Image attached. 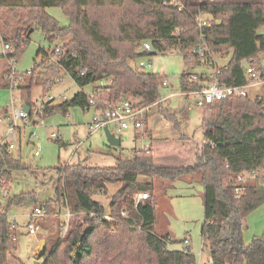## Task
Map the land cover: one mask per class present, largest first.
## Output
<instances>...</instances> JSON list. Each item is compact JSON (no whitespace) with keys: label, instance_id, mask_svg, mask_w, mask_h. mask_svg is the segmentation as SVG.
<instances>
[{"label":"trees","instance_id":"trees-1","mask_svg":"<svg viewBox=\"0 0 264 264\" xmlns=\"http://www.w3.org/2000/svg\"><path fill=\"white\" fill-rule=\"evenodd\" d=\"M170 1L0 0V35L14 47L13 53H0V89L9 88L7 62L17 60L34 26L41 28L49 44L64 42L60 43L58 65L48 58L50 48H39L31 68L33 74L18 86L28 119L64 115L71 107L88 108V95L82 91L88 85H92L90 92L103 90L95 100L96 108L104 109L127 95L137 99L139 106L158 102L164 74L145 71L132 62L138 56L176 48L187 65H198L202 60L192 54V49L199 33L211 54L230 53L226 64L216 71L219 83L248 85L241 63L258 64V53L264 51V35L257 32L264 25V0H185L178 5ZM51 6L62 9L69 17L68 25L60 26L47 14L46 8ZM198 12L213 19L201 30L194 23ZM144 42L151 45L152 52L141 51ZM37 68L43 75L39 83L34 82ZM55 68L67 72L81 89L60 103L41 101L37 106L30 93L40 86L43 96L55 83ZM185 78L182 72L181 91L202 89L201 81L207 80L199 75V82L188 84ZM103 80L109 83L97 85ZM208 109L202 125L203 142L190 166L156 165L151 149L136 150L132 158L119 160L112 167L79 163L56 166L54 196L41 206L48 214L52 203L59 204L65 196L71 219L66 233L58 235L50 250L43 249L36 264H197L189 247L172 248L175 241L169 234L155 233L154 195L158 184L195 174L203 186L202 249L207 250L212 264H264V238L254 237L247 245L242 237L245 216L264 202V183L257 179L246 182L238 197L232 184L242 172L264 170V97L250 100L233 95L213 102ZM158 112L179 129L175 114L162 107ZM14 170L29 171V167L14 157L7 145L0 147V181L9 182ZM113 183H119V187L108 198L106 212L93 195L106 193L107 184ZM140 191L148 192V197L135 208L132 195ZM33 193L7 194L5 205L0 203V264H7L16 249V227L9 221L8 212L26 198L34 199ZM105 214L111 222L104 219Z\"/></svg>","mask_w":264,"mask_h":264},{"label":"rangeland","instance_id":"rangeland-1","mask_svg":"<svg viewBox=\"0 0 264 264\" xmlns=\"http://www.w3.org/2000/svg\"><path fill=\"white\" fill-rule=\"evenodd\" d=\"M185 0H177L179 4ZM189 2H198L199 0H188ZM210 2V0H208ZM236 1H253V0H213V2H236ZM48 15L52 16L60 26H66L69 23L62 9L57 6L46 8ZM264 35V25H261L257 31ZM56 45L49 44L45 40L41 28L34 26L29 34V40L22 48V52L15 63V71L18 76L22 77L19 86L24 85L23 79L27 75L26 71L31 70L36 52L39 48L52 49L60 48V43ZM53 45V46H52ZM61 50V49H60ZM4 49L0 41V53ZM63 51V50H62ZM57 56V54H55ZM216 55L213 59L218 67H222L229 59L228 55ZM224 56V57H223ZM139 61L150 63L149 67H143L145 71L157 72L164 74L165 81L168 86H159L160 96L166 97L162 99L161 107L169 113H173L179 123V129L164 119L158 112L159 105L157 103L148 107L145 113V120L138 129L129 127L127 129L117 131L115 127L109 126L116 137L120 138V145H110L106 139L103 129H99L90 135L87 131V123L90 122L93 110L89 108L84 111L80 107H71L66 114L54 113L43 120L36 115L28 119L26 122L18 120L15 124L12 122L14 109L22 105V98L14 100L11 103L10 96L13 93H20L18 89L1 88L0 89V108H6L7 114L0 116V146L11 143L13 148L9 150L14 157H19L28 167V170H14L11 172L9 182H5L9 189V196L19 193L34 192V199L26 198L22 203L13 205L8 212V219L18 225L16 237L18 242V262L20 264H36L38 261L31 256L34 247L40 245L36 236L26 234V224L29 222L28 214L33 211L34 206H43L44 202L50 200L54 196L53 183L57 178L56 166L66 164H81L85 166L112 167L119 160H126L133 157L134 151L150 148L154 153V163L160 166H190L194 163L196 146L194 142L202 144L204 127L202 126L203 118H208L210 110L208 108H198L193 104L196 97L185 98L180 93V75L187 70L188 66L182 57L179 49H167L164 52H154L152 55H142L136 58L133 64ZM258 64L252 65L259 70L261 67L264 72V51L258 53ZM1 64V63H0ZM9 63L7 62V65ZM242 67L245 69L247 62L243 61ZM258 65L260 67H258ZM206 67L205 71L212 72L213 67ZM2 69V67L0 66ZM56 69V68H55ZM187 71L202 72L201 65H192ZM260 71V70H259ZM261 72V71H260ZM262 73L264 77V73ZM26 74V75H25ZM56 78L61 77V81H56L42 96L40 86H35L31 91L30 97L38 106L41 101H47L49 97L54 98V103L61 97L70 98L79 88L73 80L66 75L64 70L56 69L53 73ZM41 70L37 68L34 71V82L39 83L42 80ZM55 78V79H56ZM109 83L103 80L97 85L103 86ZM92 85L84 86L82 91L90 93ZM18 91V92H17ZM247 97L250 100L264 97V84L259 82L248 86L246 89ZM103 94V90H99ZM174 95L168 97L170 93ZM21 95V93H20ZM126 97L132 98L127 95ZM134 101L137 99L132 98ZM40 114V113H39ZM35 121L37 125H35ZM19 128H21L19 130ZM13 133V137H9V133ZM34 133V135H31ZM56 133L62 140L53 141L50 134ZM184 134L186 138L181 139ZM36 136V137H35ZM78 146L76 147L77 143ZM34 143L40 144L39 155H34ZM60 143V144H58ZM75 152L72 154L74 149ZM71 155L70 160H68ZM256 179L264 183V170L258 172ZM144 180V178H141ZM149 180V179H145ZM255 180V179H254ZM160 183V181L154 180ZM119 183L107 184L106 193L100 192L93 195V199L98 201L108 211V198L118 189ZM154 195L157 197L156 207V225L155 233L164 235L167 231L170 234L174 244L171 245L175 249H183V240L185 236L189 239L191 252L195 255L196 262H200L208 257V252L202 249V239L200 229L203 223V186L198 174L189 177H183L171 182H163L154 189ZM1 196L0 203L5 205L6 199ZM57 205L52 203L51 208ZM45 210V209H44ZM46 214V211H45ZM34 219L38 225V234L44 233L45 229L51 228L50 223L43 222L44 216ZM33 222V219H31ZM244 228H242V237L247 245L254 237L264 238V202L256 209L249 212L244 218ZM53 240L56 241V237ZM187 239V238H186ZM46 249V248H45ZM49 250V247H47ZM13 262V257H8Z\"/></svg>","mask_w":264,"mask_h":264},{"label":"built area","instance_id":"built-area-1","mask_svg":"<svg viewBox=\"0 0 264 264\" xmlns=\"http://www.w3.org/2000/svg\"><path fill=\"white\" fill-rule=\"evenodd\" d=\"M213 1V0H210ZM170 3L173 4H179L177 0H171ZM212 17L209 14H206L204 12H198L194 16V23L196 27L201 30L204 26H208L212 22ZM218 22V21H216ZM0 41L2 43L3 52H9L13 53L14 52V47L11 45L10 42L4 41L2 36L0 35ZM141 51L145 53H150L152 52L151 45L148 42H144L141 46ZM57 54V56H55ZM62 52L60 48L55 47L47 51V55L49 60L58 65V59L60 58ZM192 54L199 58L200 60H206L211 53L209 52L207 45L203 39V34L199 33L195 46L192 49ZM8 66L10 68L9 73L7 74V77L9 79V88L12 90L13 88L18 89V86L20 84V81L22 80L21 76H18V74L15 71V60H9L8 61ZM139 67H149L150 63H145L143 61L138 62ZM65 72V71H64ZM66 75H68L67 72H65ZM26 74L29 75L31 74V70L26 71ZM25 74V75H26ZM216 72L213 73L212 75L209 76V80L207 84L199 90H194V91H182L184 94H196L198 95V100L195 102V106L198 108H208L210 104L217 100L224 99L229 96H246V88L247 86L251 84H256L259 82H264V77L262 73L256 69L253 65H247L245 68V74L246 78L249 81L248 85H234V86H225L219 83L218 79L215 76ZM69 76V75H68ZM199 75L196 73H187L186 74V82L188 84H192L198 81ZM56 81H61V77L56 78ZM162 85H166V81L164 80L162 82ZM20 91V90H18ZM17 91V92H18ZM88 95V104L89 107L83 109L84 111H88L89 108H92L93 113L90 119V122L87 123L89 134L107 127L108 124H113L115 129L117 131H121L124 129H127L129 127H133L135 129H138L142 126V123L144 122L145 118V113L146 110L148 109L149 106H139L136 101H134L132 98L129 97H124L122 100L117 101L115 104L108 105L106 108H96L95 106V100L100 96V92L97 91H92ZM21 95L20 93H16L15 96L13 93L10 96L11 102L13 103L14 100L20 99ZM67 98L61 97L59 101L56 103H60L64 101ZM21 100V99H20ZM47 101H53L54 103V98L49 97ZM39 113H41V109L38 110ZM18 120H23L26 122L28 120V110L23 108V104L18 106L17 108L14 109L13 113V118L12 122L15 124ZM43 120V119H41ZM35 125H37V122L35 121ZM31 135H34L32 133ZM9 137H13V133H9ZM36 137V136H35ZM50 139L53 141H61L62 137L57 135L56 133H51L50 134ZM8 151L13 148V145L11 143L6 144ZM40 144L39 143H34V155L37 156L39 155L40 152ZM258 173L257 171H245L236 176L232 180V184L234 185V196L238 197L240 196L243 186L246 182L253 181L256 179ZM0 189H1V194L3 197H5L9 190L5 185L4 180L0 181ZM148 197V192H135L132 195V202L135 208L143 202V200L147 199ZM59 207L61 209V212L59 213V224L57 226V229L59 231V234L63 236L68 228V224L71 219V213L69 210L68 202L65 196H63L59 202ZM45 214V210L42 206H36L33 208V211L31 212V218H35L36 216H43ZM104 219L106 221L111 222V218L105 214ZM115 227L111 230V234L114 233ZM28 232L30 234L35 233V226L30 223L28 226ZM183 245L185 247H188L189 245V240L184 239L183 240ZM197 264H201L198 262ZM204 264H212L211 258L207 257L206 262Z\"/></svg>","mask_w":264,"mask_h":264},{"label":"crops","instance_id":"crops-1","mask_svg":"<svg viewBox=\"0 0 264 264\" xmlns=\"http://www.w3.org/2000/svg\"><path fill=\"white\" fill-rule=\"evenodd\" d=\"M216 55H219V57L220 58H222L221 56H220V54H211L208 58H209V61H201L198 65H201V66H203V68H204V71H202V72H191V71H187L192 65H188V66H190V67H188V69L187 70H185V71H183V72H185L186 74L187 73H196V74H198V75H202V76H204V77H206L207 78V80L205 81H201V84L203 85V87L207 84V82H208V80H209V76L210 75H212L213 73H215L216 71H217V69H219L220 67H218L216 64H215V62H214V57L216 56ZM225 55V54H224ZM227 55V54H226ZM224 57V56H223ZM226 64V63H225ZM224 64V65H225ZM210 65H212L211 67H213V71L212 72H209V71H205L206 69L208 70V68H206V67H210ZM223 65V66H224ZM258 67H260L259 65H258ZM261 68V67H260ZM263 84H264V82H262ZM252 85V84H251ZM163 86H168V84H167V82H166V85H163ZM250 86V85H249ZM247 88H248V86H247ZM246 88V89H247ZM180 93L182 94V95H184L185 96V98H188V97H196L197 98V100H198V95H196V94H184L181 90H180ZM174 95V92L173 93H170L169 94V96L168 97H171V96H173ZM246 96H247V91H246ZM164 98H166V97H161L160 98V100L158 101V102H156L157 103V105H159V107H161L160 105H161V102H162V99H164ZM196 100V101H197ZM12 103V102H11ZM23 104V103H22ZM56 104V103H55ZM155 104V103H154ZM152 105V104H151ZM150 105V106H151ZM194 106H195V103L193 104ZM24 106V105H23ZM5 114H7V109L6 108H0V116H2V115H4L5 116ZM203 120H204V118H203ZM203 120H202V125H203ZM109 126H112V128H113V124H108L107 125V129L110 131V133H112L114 136H115V134L113 133V131L109 128ZM133 128V127H132ZM21 128H19V130H20ZM133 129H135V128H133ZM87 131H88V134L87 135H90L89 134V130H88V126H87ZM92 134V133H91ZM184 137L183 138H186V135H184V134H182ZM116 137V136H115ZM181 137V136H180ZM118 138V137H117ZM183 138H181V139H183ZM119 140H120V138H119ZM60 142V141H59ZM202 142H203V139H202ZM80 142H78L77 143V145H76V147L78 146V144H79ZM199 143H201V142H199ZM199 143H197V142H194V144H195V146H197V148L196 149H198V147H200V145L201 144H199ZM6 144H4V146H5ZM119 145H120V143H119ZM3 146V145H2ZM2 146H0V147H2ZM145 149H147V148H145ZM148 149H151V147L150 148H148ZM75 150H76V148L74 149V151L72 152V154L75 152ZM143 150V149H142ZM152 150V149H151ZM70 158H71V155L69 156V158H68V160H70ZM194 160H195V158H194ZM67 165V164H66ZM9 190V189H8ZM0 192H1V189H0ZM10 192H8V194H9ZM1 196H2V194H1ZM3 198V197H2ZM5 198V197H4ZM35 207V206H34ZM61 212V209H60V207H59V204H57V205H54L52 208H51V211H50V213H49V216L47 215V216H44L43 218H42V225H44L43 224V222H48V223H50V225H51V228H47V229H45L46 231H44V233H42V234H40L39 236H37V234H38V225L36 224V222L34 221V219L35 218H37V217H42V216H36L35 218H31V213L30 214H28V218H29V222H27V224H26V234L27 235H33V236H36L37 237V240H38V242L40 243V241H44V248L43 249H47V247H49V250L56 244V242H57V238H58V235H59V231H58V229H57V226H58V224H59V213ZM46 215V214H45ZM31 219H33V222H31ZM14 222V221H13ZM243 222H244V220H243ZM30 223H32L34 226H35V233H33V234H30L29 232H28V226H29V224ZM14 224H15V227H16V230L18 229V225H17V223H16V221L14 222ZM245 226H244V223H243V225H242V228H244ZM167 234H169V232L167 231L166 232ZM52 235L54 236V237H56V241H54L53 240V237H52ZM169 236H170V234H169ZM201 236V235H200ZM185 238H187V239H189L187 236H185ZM17 237H16V249L12 252V253H10V255L13 257V262H10V260L8 259V263L7 264H20L19 262H18V254H16V253H18V242H17ZM38 248H39V245H37L36 244V246L34 247V249H33V251H32V254H31V256H33L34 258H36L37 260L40 258V254L41 253H39V251H38ZM9 255V256H10ZM207 259V258H206ZM206 259H204V260H201L200 261V263L201 264H204L205 262H206ZM39 262H40V260H39Z\"/></svg>","mask_w":264,"mask_h":264},{"label":"water","instance_id":"water-1","mask_svg":"<svg viewBox=\"0 0 264 264\" xmlns=\"http://www.w3.org/2000/svg\"><path fill=\"white\" fill-rule=\"evenodd\" d=\"M31 31H32V29H30L29 33ZM23 108L28 110L27 107H25V106H23ZM103 131H104L106 139H107V141H108V143L110 145H113V146L119 145V143H120L119 138L115 137L112 133H110V131L106 127L103 128ZM2 147H4V145ZM43 248H44V241L42 240V241H40V245H39V248H38L39 253L43 252Z\"/></svg>","mask_w":264,"mask_h":264}]
</instances>
